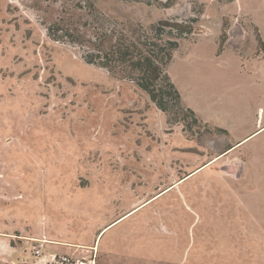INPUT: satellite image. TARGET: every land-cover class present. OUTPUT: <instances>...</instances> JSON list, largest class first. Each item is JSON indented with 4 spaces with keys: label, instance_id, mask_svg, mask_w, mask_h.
<instances>
[{
    "label": "rangeland",
    "instance_id": "obj_1",
    "mask_svg": "<svg viewBox=\"0 0 264 264\" xmlns=\"http://www.w3.org/2000/svg\"><path fill=\"white\" fill-rule=\"evenodd\" d=\"M155 28L198 122L98 64ZM0 264H264V0H0Z\"/></svg>",
    "mask_w": 264,
    "mask_h": 264
},
{
    "label": "trees",
    "instance_id": "obj_2",
    "mask_svg": "<svg viewBox=\"0 0 264 264\" xmlns=\"http://www.w3.org/2000/svg\"><path fill=\"white\" fill-rule=\"evenodd\" d=\"M165 34L167 32L164 28H155L153 32L146 30V32L135 37L122 34L119 39L106 48L104 59H100L98 64L108 67L110 72L119 78L133 81L148 94L161 110L169 113L170 108L168 105L171 107L173 103H176V106L182 109L185 108L193 116L194 122H198L199 120L191 108H183L180 92L167 73L172 51L178 44L170 38H165ZM181 35V30H179L176 36L181 37ZM224 41L225 35L223 34V38L218 42L219 50H221ZM111 57H113L114 65L108 64ZM120 65L124 66L116 72L114 68Z\"/></svg>",
    "mask_w": 264,
    "mask_h": 264
},
{
    "label": "crops",
    "instance_id": "obj_3",
    "mask_svg": "<svg viewBox=\"0 0 264 264\" xmlns=\"http://www.w3.org/2000/svg\"><path fill=\"white\" fill-rule=\"evenodd\" d=\"M257 131V130H256ZM255 131V132H256ZM254 132H251L250 134H248L247 136H245L243 139H247L251 134H253Z\"/></svg>",
    "mask_w": 264,
    "mask_h": 264
}]
</instances>
